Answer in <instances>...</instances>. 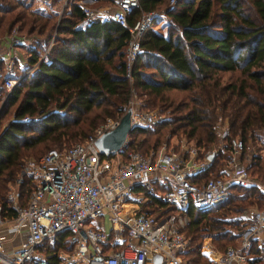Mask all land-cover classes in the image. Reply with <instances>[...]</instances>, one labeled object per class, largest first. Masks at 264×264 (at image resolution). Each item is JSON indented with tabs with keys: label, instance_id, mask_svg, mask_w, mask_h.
<instances>
[{
	"label": "trees",
	"instance_id": "16d2710c",
	"mask_svg": "<svg viewBox=\"0 0 264 264\" xmlns=\"http://www.w3.org/2000/svg\"><path fill=\"white\" fill-rule=\"evenodd\" d=\"M61 1L51 0L53 4ZM77 1L71 0L69 8L58 15L31 8L26 0H0V36L19 23V31L29 33L31 39L28 62L36 64L0 107V118L13 107L12 119L0 130L3 215L16 213L7 198L9 182L16 183L19 204L25 203L32 188L30 176H21L28 155L64 148L98 120L116 116L131 89L144 97L142 106L169 108L170 116L148 126H134L121 147L124 155L155 148L168 125L170 132L181 130L197 146L208 145L215 142L220 117L226 122L228 137L243 140L244 152L248 142L263 150L262 154L252 152L246 169L264 186V139L258 134L264 130V0H174L168 6L164 0H139L137 7L126 12L129 24L142 11L164 10L172 30L167 37L149 32V28L145 31L129 74L127 29L110 18L84 23ZM53 29L52 43L41 57L44 40H50ZM4 78L0 61L1 81ZM172 90L185 92L184 99L174 103L167 96ZM1 91H5L3 81ZM224 154L218 150L209 167L191 179L207 178L217 157L222 161L228 157ZM20 176L21 181L16 182ZM248 195L231 194L226 202L205 212L186 208L188 222L182 231L190 239L184 252L190 264H211L201 252V238L207 234L219 252L236 245L248 206L264 207V191L256 187ZM61 236L46 245L48 264H59L60 250L70 249L60 241ZM203 251L214 257L207 244ZM248 252L251 264H264V247L257 239Z\"/></svg>",
	"mask_w": 264,
	"mask_h": 264
},
{
	"label": "built area",
	"instance_id": "2783aa9c",
	"mask_svg": "<svg viewBox=\"0 0 264 264\" xmlns=\"http://www.w3.org/2000/svg\"><path fill=\"white\" fill-rule=\"evenodd\" d=\"M70 4L71 0H64L59 15ZM78 4L84 23L110 18L127 29V74L145 31L157 18L166 17L164 10L142 11L129 24L126 12L137 7L139 0H113L110 6L95 7L85 0ZM41 7L39 1L38 8ZM166 20L172 22L167 17ZM52 40L53 36L42 56ZM26 43H30V37L17 34L16 28L0 37V61L5 62L8 70L13 69L17 60V47ZM35 66L23 75L6 78V95ZM135 96L131 89L119 113L106 117L83 141L50 148L36 158L25 159L21 176H30L32 188L24 204L18 203L16 185L8 190L7 198L16 211L14 216L3 215L0 206V264H48L46 245L54 244L60 235V241L70 249L60 250L59 264L64 261V253L74 259L65 264H190L184 255L190 239L182 231L188 222V206L205 212L226 202L235 189L254 186L264 191V186L240 162L244 143L238 137L228 140L227 164L220 168L219 175L201 181L191 177L209 167V152L197 159V151L191 149L185 158L165 151L162 146L148 152L128 151L124 155L120 149L102 154L95 139L114 128L126 111L130 110L133 127L155 122L154 110L137 104ZM218 134L223 139L228 137L227 126L223 125ZM220 148L213 149V153ZM21 176L16 182L21 181ZM153 198L164 205L155 204L154 210L147 209L148 200ZM105 220L110 225L108 230L102 224ZM243 222L238 243L228 245L223 252L214 251V264H251L248 251L252 240L264 232V208H248ZM115 243L117 247H113Z\"/></svg>",
	"mask_w": 264,
	"mask_h": 264
},
{
	"label": "rangeland",
	"instance_id": "374dc122",
	"mask_svg": "<svg viewBox=\"0 0 264 264\" xmlns=\"http://www.w3.org/2000/svg\"><path fill=\"white\" fill-rule=\"evenodd\" d=\"M63 1L64 0H62L61 2H58L57 4H55L56 5L55 6L56 7V10H58V11L61 10ZM26 3H28L31 6V8H34L35 9V8H38V3L39 2H38V0H31V1L26 0ZM102 3L105 4V5H108V6L111 5V3H108V1H104ZM172 3L173 2H171V0H164L165 6L171 5ZM89 6H91V4ZM157 20L158 19H156L155 22H153L150 25L149 28H151V30H154L155 28H159L160 27L158 30H160L161 32H163L162 34H164V36L167 37V34L169 33L170 29L172 30V25L171 24L168 25L166 23L165 19H163V18H162V21L161 22H158ZM57 22H58V18H57V21H55V26H56ZM19 26H20L19 23H15V24H13L12 27H10V29L8 31H10L13 28H16L17 34H21V35L28 36L29 33L25 32V31L20 32L21 29L19 31ZM26 27H28V24L24 25V28H26ZM54 29H55V27H54ZM54 29L51 32L52 33L51 34V37L54 35V32H55ZM7 32H5L1 36L6 35ZM30 35H33V34H30ZM46 48H47V46H46ZM43 53H44V51H42V54ZM25 54H26V52H25ZM18 57L20 58L19 55H18ZM23 59H24V57L21 58V60H23ZM23 74L24 73H22L21 75H23ZM5 79L6 78L2 79V81H4ZM2 81L0 79V84H1ZM135 93H136L135 101L137 102V104H139V105L142 106V103L144 101L143 100L144 97L142 95H139V93L137 91H135ZM167 94H168L167 96H169V98L170 97L172 98V100H173L174 103H177L180 100H183L184 99V96L186 95V93L183 92V91H175V90L168 91ZM6 96H7L6 95V92L5 91L4 92L1 91V93H0V107L2 106V104L4 102V99L6 98ZM142 107H144V108H147L148 107V109L154 110V112L156 114V119H155V122L154 123H156V122H158V121H160V120H162V119L167 118L168 116H170V113H169L170 109L169 108H164L163 109L162 106H147V107L142 106ZM12 110H13V107L10 108L8 114H6V115H4V116H2L0 118V130L8 123V121H10L12 119V116H11ZM106 117H108V116H106ZM104 119L98 120L95 126H91V127L85 128L84 131H83V134H82L81 138H79L78 140L68 142V144H65L63 146H66L67 147V146L71 145L72 143H76V142L83 141V139H85L87 137V135L90 134L94 130V128L97 127ZM154 123H152V124H154ZM223 125L224 126H227L225 120L223 118L218 117L217 118V122H216V126H215L216 133H217V137H215V142L209 143L208 145L203 144L204 146H202V147L201 146L200 147L197 146L195 144V140L194 139H189L185 135V133H183L181 130H177V131L175 130V131H173V133L170 132V130H169L170 129V126L168 125L166 128H164L162 130L163 132L160 135V142L158 143V145H156L155 148H153V150H159L163 146L164 147L163 149L165 151L174 152V153H176L179 156H182V157L187 158L190 150L191 149H194L195 151H197L196 152V155H198V157H199L197 159H202L207 152H209L211 155L214 154V156H213V158H214L218 154V151L215 154V153H213L212 150L215 149V148H217L219 146V147H221L220 150L222 151L223 156L225 155L224 152L228 155L229 154V149H230V145L228 146V144H229V141L228 140L230 139V137H238V136H236V135L229 136V137H226L227 139L226 138L225 139L220 138L218 132L221 131V128L223 127ZM258 134H259V137L260 138L264 139V130H260L258 132ZM152 137H154V135H152L151 138ZM238 138H240V137H238ZM226 145L228 146V149L225 148ZM148 151H146V152H148ZM262 151H263L262 149L261 150L256 149L252 143L250 144V142H248L246 151L244 152V150H242L241 153H240V155H239L240 156L239 158H240L241 164H243L244 166H246V164L249 162V160L251 158L250 156H251L252 152L253 153L254 152L255 153L260 152L262 154ZM45 152H46V150L41 151L40 153L33 154V155H28L26 158H36V157L44 154ZM242 154H243L244 157L241 159ZM227 158L228 157H226L225 160L222 161L221 157H217V164L213 165L209 176H212V175L214 176L216 174L219 175V173H217L218 171H216L217 170V167L219 165V167L221 168V167H223V165L227 164ZM252 176L255 177L254 175H252ZM257 182H258V184H260L261 187L263 186L260 183V181L257 180ZM15 185L16 184L14 182H9L7 184V188L10 189L11 186L12 187H15ZM254 190H255L254 186L248 187V188H246L244 190H242V189H235V191L232 192V195H236V196L237 195L247 196L249 193H252ZM6 193H5V195H6ZM252 207H258V206L255 205V204H252V205H249L248 206V208H252ZM258 208H260V207H258ZM262 208H264V207H261L260 209H262ZM226 217L227 218H230V217H232V218L234 217L235 218V216H233V215H229V216L227 215ZM107 226L108 225L106 224V227ZM225 227L227 229L228 228H230V229L232 228V227H228L227 225H225ZM206 237H209V238L206 239ZM263 238H264V232L261 235V237H259L257 239V241H258V243H260V245H263V247H264ZM208 239H209V242L211 243V245L214 247L213 241L211 240V236L208 235V234L201 238L202 244H203V242H205ZM234 242L237 244L238 243V239H236V241H234ZM203 254H204V256L207 259H209L208 255H206L205 253H203ZM63 255L65 256V258H64V261L61 264H65V263H68V262H71V261L73 262L74 261L73 257H71L69 254L67 255L66 253H64Z\"/></svg>",
	"mask_w": 264,
	"mask_h": 264
},
{
	"label": "crops",
	"instance_id": "0c3cea01",
	"mask_svg": "<svg viewBox=\"0 0 264 264\" xmlns=\"http://www.w3.org/2000/svg\"><path fill=\"white\" fill-rule=\"evenodd\" d=\"M42 2V7L41 8H43V9H41L44 13H46V14H50V13H58L59 11L58 10H56V5L55 4H53L52 2H51V0H38V2ZM89 5L91 4V6H102V5H105V4H103V3H100V2H104V1H108V3H112V1L113 0H104V1H98V0H85ZM79 2V0L77 1V3ZM58 15H59V13H58ZM162 18L163 19H165V21H166V23L169 25L170 23L166 20V17H159V18H157L158 20V22H161L162 21ZM158 25V24H157ZM152 27V26H151ZM160 28V27H159ZM159 28H155L154 30H151V28H149V32H154V33H156V34H159V35H161V36H164V34H162L163 32H161L160 30H158ZM168 35V34H167ZM47 43L48 42H46V39L44 40V44H46L45 45V47H44V50L46 49V46H47ZM28 45H30V44H21V45H19L18 47H17V53H18V55L20 56V58L17 56V60L15 61V64H14V66H13V69L12 70H8L7 69V67H6V65H5V62L4 61H2L3 62V72H4V74H5V78H9V77H16V76H20L22 73H24L25 71H27L30 67H32L33 66V64H29V62H28V58H29V50H28V48H29V46ZM43 50V51H44ZM25 52H26V54H25ZM24 57V59L23 60H21V58H23ZM41 57H43L42 56V54H41ZM19 70V73L18 74H16V71H18ZM29 74V73H28ZM12 75H14V76H12ZM4 82V81H3ZM262 132V131H261ZM261 190V189H260ZM262 191V190H261ZM155 204H159L160 206H163L164 205V203H163V201H161L160 199H157V198H153V199H150V200H148V202H147V204H146V208L147 209H150V210H154L155 209ZM103 227L105 228V229H109L110 228V225H109V223H108V221H103ZM106 224L108 225L107 227H106ZM207 238H209V237H206V239ZM205 244H207V246H208V248L209 249H211V250H213V251H217L212 245H211V243L209 242V239L208 240H206L205 242H203V244L201 245V252L202 253H205L204 251H203V247H204V245ZM117 245L118 244H114L113 245V247H117ZM105 250H107V248H105ZM206 255H208L207 253H205ZM208 257H209V260H210V262H211V264H214L213 263V261L211 260L212 259V257L211 256H209L208 255Z\"/></svg>",
	"mask_w": 264,
	"mask_h": 264
},
{
	"label": "water",
	"instance_id": "95a60500",
	"mask_svg": "<svg viewBox=\"0 0 264 264\" xmlns=\"http://www.w3.org/2000/svg\"><path fill=\"white\" fill-rule=\"evenodd\" d=\"M130 110L126 111L121 117L118 124L102 133L95 139V145L102 154H110L116 151H120L121 147L125 144L127 135L129 131L133 128L130 125ZM209 159H213V155L209 156ZM158 256L155 257V260L158 261Z\"/></svg>",
	"mask_w": 264,
	"mask_h": 264
}]
</instances>
